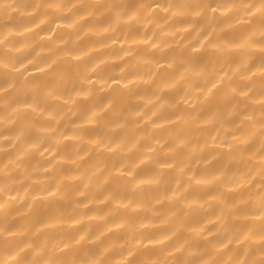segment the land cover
<instances>
[{"label":"clouds","instance_id":"1","mask_svg":"<svg viewBox=\"0 0 264 264\" xmlns=\"http://www.w3.org/2000/svg\"><path fill=\"white\" fill-rule=\"evenodd\" d=\"M0 264H264V0H0Z\"/></svg>","mask_w":264,"mask_h":264}]
</instances>
